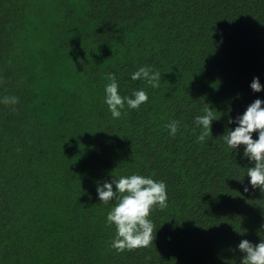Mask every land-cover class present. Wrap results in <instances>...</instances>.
<instances>
[{
    "label": "trees",
    "instance_id": "1",
    "mask_svg": "<svg viewBox=\"0 0 264 264\" xmlns=\"http://www.w3.org/2000/svg\"><path fill=\"white\" fill-rule=\"evenodd\" d=\"M160 73L152 88L130 74ZM122 96L148 100L114 119ZM264 0H0V264H240L264 239V190L224 135L264 89ZM212 108L205 141L194 117ZM179 122L174 137L165 124ZM256 133H253V139ZM166 184L147 247H110L97 183ZM248 186V192H244Z\"/></svg>",
    "mask_w": 264,
    "mask_h": 264
},
{
    "label": "clouds",
    "instance_id": "2",
    "mask_svg": "<svg viewBox=\"0 0 264 264\" xmlns=\"http://www.w3.org/2000/svg\"><path fill=\"white\" fill-rule=\"evenodd\" d=\"M130 78L133 81L140 80L152 88H157L160 83V73L153 71L150 66L139 67L130 74ZM108 80L110 82L104 86L103 102L114 119L121 116L125 105L128 109H136L148 100L144 88L133 89L130 96H122L118 91L119 85L114 74L109 73ZM250 88L254 92H260L264 85L260 83L258 77H253ZM0 103L15 104L17 97H2ZM213 120L217 119L214 118L212 108H205L203 114L194 117V124L200 129L198 141H205L211 132ZM228 123H234L235 127L224 135V143L233 151L243 147L241 158H247L252 163L246 173L248 185L264 190V100L255 99L242 114L235 118L229 116ZM178 124L176 120H170L165 124L169 136H175ZM112 177L110 181L106 180L96 185L99 202L109 204L112 200L116 201L107 212L105 221L115 229L110 247L117 251L147 247L154 239V225L148 217L154 207L166 206V184L162 180H154L151 176L136 173ZM248 190L249 187L244 186V192ZM235 250L242 253L240 264H264V239L256 244L242 239Z\"/></svg>",
    "mask_w": 264,
    "mask_h": 264
}]
</instances>
